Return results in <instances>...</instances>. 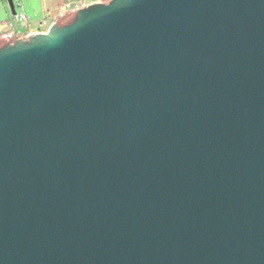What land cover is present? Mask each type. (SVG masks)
I'll return each mask as SVG.
<instances>
[{"label": "water", "instance_id": "95a60500", "mask_svg": "<svg viewBox=\"0 0 264 264\" xmlns=\"http://www.w3.org/2000/svg\"><path fill=\"white\" fill-rule=\"evenodd\" d=\"M0 264H264V0L94 1L0 47Z\"/></svg>", "mask_w": 264, "mask_h": 264}, {"label": "crops", "instance_id": "0c3cea01", "mask_svg": "<svg viewBox=\"0 0 264 264\" xmlns=\"http://www.w3.org/2000/svg\"><path fill=\"white\" fill-rule=\"evenodd\" d=\"M14 13L7 0H0V47L7 42L39 31H46L52 23L64 24L75 15L72 6L65 8L66 3L78 0H12ZM82 4L107 0H80ZM61 13V14H59ZM47 19L48 25L42 21Z\"/></svg>", "mask_w": 264, "mask_h": 264}, {"label": "built area", "instance_id": "2783aa9c", "mask_svg": "<svg viewBox=\"0 0 264 264\" xmlns=\"http://www.w3.org/2000/svg\"><path fill=\"white\" fill-rule=\"evenodd\" d=\"M83 5H86V4H82V2L80 0H78L75 3H73V4L72 3H66L64 7L65 8H70V7L73 6L75 9H77V8L83 6ZM59 14H61V13H59ZM42 24L43 25H48L49 21L47 19H45V20L42 21Z\"/></svg>", "mask_w": 264, "mask_h": 264}]
</instances>
